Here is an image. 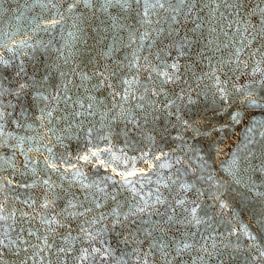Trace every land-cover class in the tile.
Returning <instances> with one entry per match:
<instances>
[{"label":"water","instance_id":"obj_1","mask_svg":"<svg viewBox=\"0 0 264 264\" xmlns=\"http://www.w3.org/2000/svg\"><path fill=\"white\" fill-rule=\"evenodd\" d=\"M30 3L31 0H0V32H7L10 35L15 33L17 41L25 39V34L30 37L28 42L33 45V48L22 49L19 59L25 61L29 75L32 74L31 69L36 66L41 70L45 66L52 69L51 78L46 87L52 95L59 92L60 96L50 104L48 110H52V116L43 121L36 119L40 116L38 109L29 108L23 116H20V109L17 107L13 120L20 116V122L26 125L31 124L32 127L16 128L15 123H12L7 126L6 131L14 132L19 137H33L32 140L25 142V151L28 147L33 149L27 153V157L37 161L36 167L41 171L42 178H47L42 171L43 157L41 156V153L48 155L45 145L51 147L57 155L66 157L73 163H76L75 157L83 154L85 150L89 148L95 150L93 146L111 147L112 151L100 156V159L109 165L108 167L99 165L95 161L92 164H85L83 161L77 164V167L87 175V183L95 181L100 183L101 187L107 186L105 188L107 195L97 192L95 188L87 190L93 195L89 196L85 207H91L93 210L84 217H66L59 206L62 204L60 201L57 202L55 211L41 210L39 203L42 202L45 188L40 185L31 189L6 187L0 193V202H5L8 212H16L17 221L22 222L21 212H29L36 217L23 224L25 228L31 227L34 231L37 229L43 231L45 226L40 223L41 217L50 218L60 213L57 218L68 227H57L56 233L50 237L49 242L56 241L53 251L63 244V236L68 235L69 230L72 237L77 238L70 240L69 246L74 249L72 253L54 256L45 250L43 261L36 258L29 260L28 264H80V261L75 258L79 255L76 249L90 246L79 239L80 234L77 228L80 225L87 227L85 221L90 223L93 219L98 221L93 228L95 232L100 233L94 242L95 246L111 247L116 250L117 257L123 253L130 254L133 249L148 252L149 242L141 244L145 236L143 232H137V228L147 227L153 231V237L149 238L150 240L162 238L165 242H171L188 234L187 239L193 242L195 247L183 255L179 264H193V261L195 264H220L218 260L208 259L201 248L202 245L208 249V252L222 254L223 264H264V259H253L257 256V252L249 247L252 241L248 237L239 231L232 234L233 230H238L242 224L248 225L250 230L257 234L261 247H264V230L257 223L261 218L260 213L264 209V202L256 197L254 192H249V187L252 185L264 192V171L254 170L261 164V156L264 153V136L261 135L264 133V112L250 110V114L243 116L238 124H233L227 112L214 111L219 98L218 96L214 98L212 95L210 86L213 81L205 78L201 82L198 79L202 74L211 71L206 60L198 67L192 65L194 74L186 73L178 84L166 87L169 98L176 100L173 109H163L165 100L163 95L153 97L151 92L145 95V87L151 88L154 83L158 84L154 75L151 81L148 79L146 69L149 64L158 63L156 59L158 54L163 58L162 48L165 51L171 50L169 45L176 33L173 32L172 37H169L168 31L176 26L168 19L169 14L163 10L150 11V15L144 17L143 0L139 4L132 3L131 8L120 16L119 24L123 27H113L108 13L100 11V4L95 3L91 9H84L81 5L76 16L67 18L62 28L57 26L55 30L49 32L33 31L30 27L33 16L39 12V9L30 11ZM249 3L254 6L259 3V0H249ZM201 7L203 5H198L190 17L200 15L204 19V36L214 41L211 47L219 46L220 48L212 61V67L218 69L217 74L221 76V79L225 78L222 72L228 76L235 74L241 77L239 82H248L241 74L250 73L255 62L260 60L259 55L252 56L258 45L243 53L242 58L249 64L247 69L241 65L239 71L233 73L229 69H235V64L221 66L218 61L227 60L232 49L239 46V44H231L230 41L238 40L239 37H233L234 29H225L228 31V36H224L221 28L217 26L223 21L219 16L215 20L207 19L209 9L201 13ZM261 7H264V4H261ZM220 11L224 12V8L221 7ZM109 12L112 15L116 14L112 9H109ZM148 20H151V23H148ZM191 27V19H186L184 24L180 25V35H184ZM210 27H216V32L211 35H209ZM160 29L164 31L160 32ZM69 33L73 35L69 36ZM205 43L206 41L202 38L201 47ZM225 44L229 47L224 48ZM25 52L27 55L24 54ZM10 55L12 54L5 53L6 57ZM137 57H139L138 62ZM133 63H138V67H132ZM181 64L187 68L192 61L182 59ZM261 67L264 68V63ZM105 69H107L106 72ZM113 70L117 71L119 79L131 80L134 76H138L140 83L133 86L136 96L144 95L145 100L142 103L145 105L156 101L159 108L146 107L145 110H141L135 107L136 103H141L138 99L129 98L125 103L121 96L113 98L112 89L106 86L100 89L93 87L98 83V78L93 76L94 73L105 72V75H108ZM60 72L67 75L61 76ZM85 73L92 79H83ZM185 79L187 84L184 83ZM109 82L118 84L119 80L110 78ZM52 84L55 85L54 88L51 87ZM198 84L199 87H197ZM120 90L123 94L122 88ZM180 95H184L183 100L177 99ZM65 96L70 99H65ZM189 96L196 101L195 104L188 103ZM90 97H95V100H90ZM8 99H12L13 104L16 103L12 97ZM29 101L30 97L26 98L24 103L27 104ZM80 101L84 104L83 108L78 103ZM88 103H93L92 109L87 108ZM176 108H179L178 115L182 119L189 120L193 124L191 130L183 129L175 116L168 114L169 111L175 112ZM235 110L241 109L237 107ZM77 111L82 115L75 116ZM89 111L94 115H88ZM131 117H135V120H131ZM254 122H260L259 126L252 132H248ZM224 124H227V127H223ZM89 128L93 129L90 137L87 134ZM103 136H107L108 141L100 139ZM180 136L183 138L178 139L177 137ZM37 149L39 151H36ZM112 153L120 159L112 160ZM162 153H168V156L163 157ZM3 154L5 157H13V162L17 166L15 178L31 183L30 173L21 176V173L28 172L24 166L27 157L21 151L12 149H5ZM156 156H161V159L157 161ZM176 160L180 163H175ZM161 163H171L173 166L160 168ZM0 166L6 169L0 175L8 176L9 172L13 171L2 162ZM31 166L29 163L28 167ZM138 169H143V174L131 179L139 180L136 187L140 190V195L149 199L147 194L155 193V190L159 188L161 199L166 198L165 203L155 205L158 211L150 208V215L138 214L123 221V213L128 212L129 209L134 210L140 198L137 196L133 199L134 194L130 186L123 183V178L118 173ZM71 175L70 172L68 179L62 181L59 175L53 174L52 179L58 185L63 184V189H67L69 194L75 193L77 199L83 200L84 192L80 190L77 182L71 180ZM209 176L212 177L211 180L208 179ZM157 180L161 183L157 184ZM236 181L240 182L236 183ZM164 183L168 184L167 188L164 187ZM182 183L194 184L195 188L185 196L180 189ZM197 189L203 195H198ZM56 191L62 192V189L57 188ZM216 195H221V201L228 207L221 208L220 201L215 199ZM112 196H115V200L111 198ZM94 197H99L100 208H96L92 203ZM154 198L153 195L152 199ZM181 198L196 199L201 204L202 210L199 215L203 222L200 225L194 226L187 223L190 219L189 215L182 213L175 205V200ZM25 199L37 201L35 210L22 203ZM149 203L151 204V200ZM173 208H176L175 213L172 211ZM113 209L121 213L122 224L113 225ZM76 211H83V209L78 207ZM101 215L106 219L100 220ZM169 215L173 216L172 221L168 220ZM134 220L135 224L132 223ZM144 220H148L149 223L144 225L142 223ZM11 223L12 221L9 220L8 224ZM16 226L19 229L21 223H17ZM191 233H195V236ZM126 238L127 243H125ZM101 239L105 241L104 245L100 244ZM32 242L35 243V240L33 239ZM24 255L21 253V258L18 259L6 254V262L21 264ZM28 255H32V250ZM172 255L174 256L175 253L173 252ZM200 256H204V260H200ZM124 260L128 264H143L142 260L137 261L135 255H124ZM84 264H103V262L97 257L95 260L90 258ZM108 264H115V262L109 260ZM148 264H168V261L159 250H155L149 256ZM171 264H178V261L172 259Z\"/></svg>","mask_w":264,"mask_h":264},{"label":"snow or ice","instance_id":"obj_2","mask_svg":"<svg viewBox=\"0 0 264 264\" xmlns=\"http://www.w3.org/2000/svg\"><path fill=\"white\" fill-rule=\"evenodd\" d=\"M95 3L100 4V11L108 13L109 19L112 21L113 27H123L119 24L120 16L123 15L131 8L132 3H141V0H31L29 5V10L39 9V12L36 13L32 18V27L33 31H45L49 32L55 30L57 26L63 27V22L70 17H75L78 13L80 6L83 5L84 9L93 8ZM145 5L143 15L148 17L150 11L154 10H163L165 13H168V19L171 20V23L176 27L171 28L168 31V36L172 37L173 32L176 33V36L172 39L169 48L171 50L165 51L163 48L161 52L163 53V58L161 55H157L156 59L157 64H149L146 71L148 72V79L151 81L153 75L155 76L158 84L154 83L151 88L145 87V95L151 92L153 97H158L163 95L165 100L163 101V109L171 110L176 105V100L169 98V93L166 91L168 85L178 84L185 76L186 73H192V65L197 67L203 62L207 61L211 71L209 73H204L198 77L201 82L206 78L210 81H213L210 88L212 90L213 97L219 98L218 104L214 108V111L227 112L230 120L233 124H238L242 117L250 114V110H259L264 112V68L261 67V64L264 63V7H261V4H264V0H259V3H256L254 6L249 3V0H143ZM175 5V6H174ZM198 5H203L200 12L203 13L205 9H209L207 19L215 20L217 16L223 21L222 24H219L221 31L224 36H228L227 30H235L233 32V37H239L238 40L233 39L230 41L231 44H239L238 47H234L231 51V55L227 60H220L218 64L221 66H228L235 64V69H229L233 73L239 71L240 66L243 65L245 69L249 67V64L245 62L242 58L243 53L253 47H256V52L252 53V56L259 55L260 60L255 62V65L251 68L250 73H242L244 79L248 82H239L241 77L233 74L228 76L226 73H222L225 76L224 79H221V76L217 74L218 69L212 67V61L216 58V52L220 50L219 46L215 48L211 47L214 44V41L208 39L204 36V19L200 15L191 16L194 9ZM221 7L224 8V12H221ZM109 9H112L116 14L112 15L109 12ZM187 9V11H185ZM227 13V15H225ZM23 15V14H21ZM191 19L192 27L189 31H186L184 35H180V25L184 24L186 19ZM151 23V20L147 21ZM159 21H157L158 23ZM186 27V25H185ZM227 29V30H225ZM164 29H160V32H163ZM216 32V27H210L209 35ZM72 36V33L68 34ZM16 34H9L7 32H0V162L3 165H7L9 168L13 169L12 172H9L8 176L0 175V193L4 191L6 187L14 188L19 187L22 189H31L35 188L37 185H40L45 188L42 202L39 203V208L41 210L52 209L55 211L58 206V201L62 202L59 205L62 208V212L66 217L76 218L84 217L87 213L92 212L91 207H85V202L88 201L89 196L93 195L91 192L87 191L92 188H95L99 193H105V188L100 186L98 182L87 183V175L81 171V168L77 167L80 161H83L85 164H92L94 161L99 165L108 167L109 165L102 159H100L101 154L110 153L112 151L111 147L108 148H99L98 146H93L95 150L89 148L81 155L75 157L76 163H73L66 157L59 156L53 152L51 147L45 145L48 155L41 153L43 157V172L47 178L41 177V171L37 169V161L33 160L31 157H27V153L33 151L31 147H28L25 151V142L32 140L33 137H19L14 132L6 131V128L9 124L15 123L16 128H31V124H25L20 122V116H23L29 108L33 110L38 109L40 116L36 119L45 120L48 117L52 116V110L50 104L52 101H56L60 96V93L57 92L56 95H52L48 92V82L51 78L52 69L48 66H45L42 70L36 66L31 69L32 74L29 75V69L26 67L25 61L19 59V53L24 48H33V45L29 43L30 37L25 34V39L17 41L15 38ZM204 39L206 43L201 47L200 41ZM51 43V42H50ZM39 46V42H37ZM224 48H228L229 45H223ZM11 53L12 55L6 57L5 53ZM27 55V53H24ZM63 55V53H61ZM147 61V57L144 58ZM190 60L192 64H189L187 68L181 64V60ZM136 61H139V57L136 58ZM67 63V61H65ZM132 67H138V63H133ZM107 69H105V72ZM105 72H96L93 74L98 78V83L93 85V87L100 89L107 87L112 89L111 95L113 98L121 96L122 100L126 103L129 98L132 100H139L141 103H136L135 107L141 110H145L146 107H155L159 108V105L156 104V101H152L150 105H145L142 101L145 100V96L141 95L136 96L133 91V86L140 83L139 77L134 76L131 80L129 79H119L117 71L113 70L108 75H105ZM7 73V75H5ZM194 74V73H192ZM61 76L67 75L64 72H60ZM110 78L118 79L119 83L114 84L109 82ZM83 79L90 80L92 77H89L86 73L83 75ZM237 82H239L237 84ZM184 83L187 84V80H184ZM51 87H55L54 84ZM199 87V84L197 85ZM122 93L121 94V89ZM12 97L16 100V103H12ZM30 97V101L25 104L24 101L26 98ZM65 99H70L65 96ZM90 100H95V97H90ZM179 100L184 99V95L177 97ZM7 101V102H5ZM80 107L83 108L84 104L82 101L78 102ZM102 103V102H101ZM189 104H195L196 101L192 100L189 96ZM43 105V107H41ZM19 107L20 116H17L15 120L13 117L16 113V109ZM239 107L241 110H235ZM88 109L93 108V103H88ZM11 109V110H9ZM232 109L231 111H229ZM179 108L175 109V112L169 111L170 116H175V118L180 122V125L186 131L193 128V124L189 120L182 119L179 115ZM88 115H94L93 112H87ZM150 114V113H148ZM82 113L77 111L75 116H81ZM131 120H135V117H131ZM50 122V121H49ZM260 122H254L252 127L248 129V132H252L256 127H258ZM223 127H227V124H224ZM93 129L89 128L87 134L90 137L92 135ZM197 134L199 131L197 129ZM205 135H210V133H205ZM264 136V133L261 134ZM182 139L183 137H177ZM100 139L108 141L107 136H103ZM90 142V141H89ZM251 142V141H249ZM5 149L19 150L26 157L25 168L28 169L27 173H21V176L28 175L30 173V178L32 179L31 183H28L27 180H17L15 178L16 164L13 162V157H5L3 151ZM36 151H39L37 149ZM15 152L13 151V156ZM147 155V153H145ZM250 155H253L250 153ZM161 156L167 157L168 153H162ZM161 156H156L155 159L159 161ZM112 160H119L120 158L112 153ZM29 163L32 165L28 167ZM175 163L179 164L180 161L176 160ZM173 165L171 163H161L160 168H171ZM6 169L3 166H0V174H2ZM254 170L264 171V153L261 156V164L256 166ZM115 172V169H113ZM72 173L71 180L78 183L79 188L84 192V199L80 200L76 198L75 193L69 194L67 189H63V184H57L53 179L52 175L57 174L60 176L61 180L68 179V174ZM144 172L143 169H138L134 171H127L124 173H118L123 178V183L126 186H130V190L133 192L135 199L139 196V201L137 202L135 209H129L128 212L123 213V221H127L129 217H135L138 214H149V209L152 208L155 211L158 209L155 208L157 204H164L165 199H161L160 189L157 188L155 193L149 192L147 195L149 199H145L140 195V190L137 189L136 185L139 183V180H133L131 178L138 177ZM109 179H111L109 177ZM209 180L212 179L211 176L208 177ZM240 181H236L239 183ZM157 184H160L161 181L157 180ZM175 183V181H173ZM142 187V186H141ZM164 187L167 188L168 184L164 183ZM61 188L62 192H57L56 189ZM195 188L194 184H180V189L183 191L185 196L187 193L191 192ZM198 195H203V193L196 190ZM249 192H254L256 197H259L262 202H264V192L259 191V189L252 185L249 187ZM71 195V198H69ZM153 195L155 196L152 199ZM222 195V193H221ZM221 195H216L215 199L220 201V207L226 208L228 205L221 201ZM115 200V196L111 197ZM19 199V197H16ZM6 200V198H5ZM99 197H94L92 203L95 204L96 208H100L101 205L98 202ZM151 200V204L149 203ZM28 208L35 210L37 206V201L35 199H25L22 202ZM175 205L181 210L182 213H187L190 219L187 220V223L194 226L200 225L203 221L200 218L199 213L202 210V206L197 202L196 199L187 200L185 198L175 200ZM83 209V211H76L77 208ZM171 207V205H170ZM173 213L176 212V208L172 209ZM60 213L52 215L50 218L48 216H43L40 219V223L44 227V230L41 229L33 230L31 227L25 228L23 224L28 223L29 220L35 219L36 217L31 215L29 212H21L20 216L23 218L22 222L17 221L16 212H8L6 209L5 202H0V264H7L6 254L13 255L18 259L21 258V253H24V257L21 259V264H28L29 260L39 258L43 261L45 259L43 253L45 250L50 252L54 256L60 254L72 253L73 247L69 246L70 240H75L77 238L72 237L71 230L68 231V235L63 236V244L56 247L53 251V246L56 243L55 240L49 242L50 237L56 233L57 227L65 228L68 227L57 217ZM112 215L114 216L113 225L122 224L123 221L120 219L121 213L117 209H113ZM260 219L257 223L261 226V229L264 230V209L261 210ZM106 219L105 216L101 215L100 220ZM11 220L12 223L8 224V221ZM168 220L172 221L173 216L169 215ZM17 223H21L19 229H17ZM98 221L93 219L90 223L85 221L87 227L80 225L77 228L79 239L89 244L90 247H81L76 249L79 253L78 257H75L80 261V264L89 261L90 258L95 260L99 257V260L103 264H108L109 260H113L115 264H128L124 260V255H135L137 261H143V264H148V259L151 253L155 250H159L162 253L164 259L168 261V264H171V260L175 259L178 261L183 258L185 253L190 252L195 244L187 239L188 234H184L181 239H173L171 242H165L162 238L160 239H149L153 237V231H150L147 227L137 228V232H143L145 240L140 243L149 242L148 252H143L139 249H133L132 253H123L121 256H116V250L111 247H96L95 241L100 235L99 232H95L93 226L96 225ZM133 224L136 223L134 220ZM144 225L149 223L148 220L142 222ZM242 232L244 236L248 237L252 243L249 245L250 248L254 249L257 252V256L253 259H264V247H261L256 233L252 232L248 225H241L240 228L234 229L232 234L236 232ZM192 236H195V233H191ZM33 239L35 243H33ZM127 238L125 243H127ZM100 244L104 245L105 241L100 240ZM202 250L207 254L209 260H218L220 264H223L222 254L215 252H208V249L201 246ZM215 249V245H213ZM32 250V255H28L29 251ZM175 253L173 256L172 253ZM171 257V259H168ZM200 260H204V256L199 257ZM195 264V261H193Z\"/></svg>","mask_w":264,"mask_h":264}]
</instances>
